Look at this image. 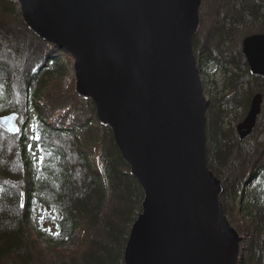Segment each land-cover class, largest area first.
<instances>
[{"label":"water","instance_id":"1","mask_svg":"<svg viewBox=\"0 0 264 264\" xmlns=\"http://www.w3.org/2000/svg\"><path fill=\"white\" fill-rule=\"evenodd\" d=\"M16 2L32 31L75 57L78 94L93 102L144 189L123 264H239L242 236L208 167L209 98L194 50L202 0ZM243 53L264 76V32L247 36ZM261 104L258 94L237 126L241 139ZM19 116L0 115V126L10 132Z\"/></svg>","mask_w":264,"mask_h":264},{"label":"trees","instance_id":"2","mask_svg":"<svg viewBox=\"0 0 264 264\" xmlns=\"http://www.w3.org/2000/svg\"><path fill=\"white\" fill-rule=\"evenodd\" d=\"M246 2L250 9L247 11V16L254 15L255 18L264 19V0H246ZM16 21L18 25L22 23L29 34H35L25 23L14 0H0V34L8 28V23L16 24ZM236 21H238L237 26L242 23ZM250 28L252 27L245 25L240 29L238 34L241 39L244 34L264 32V28L258 30ZM4 37L2 35L0 40ZM40 40L43 42L41 43L42 64L35 69L37 75L34 80L38 82L40 80L38 74H41L43 75L41 81H45V85H42L37 93H32V99L28 91L25 100V106L34 110V113L28 114L27 111L25 115L32 117V125L31 127L29 124L26 125L23 137L13 147L15 134L5 133L0 127V264H123L131 226L138 211L142 210L144 194L141 193V186L132 175L127 161L118 153L115 144L113 145L110 127L101 124L99 127L102 129L101 133H94L97 143L88 144L91 146L89 150H92L90 152H93L94 160L89 161L86 152L88 148L82 144L85 138L75 133L88 125V123L75 124L79 113L71 112L70 117L62 124V128L48 124L54 113L69 102L74 103L78 108L85 103L88 104L87 122H97V120L94 119L96 110L92 101L78 94L76 80L65 90L66 93L71 92L74 99L70 101L68 99L65 103L63 99V103L58 104L57 98L63 93L60 78L67 71L65 63L68 60L74 61L75 58L65 50L67 62L56 59L62 47L48 40ZM212 61L222 66L219 60L215 62L212 59ZM4 71H7L6 67L1 64L0 114L19 109L14 104L12 82L9 81L8 76H5ZM47 102H51L52 106L50 112L42 117L43 107ZM213 107H216L215 104ZM233 109H230L229 115L224 114L223 120L230 118ZM34 126H38L37 131L41 137L37 148L39 146L44 150V153L38 151V157L45 155L42 169L37 159L30 156L27 146L29 130L32 134H36L33 132ZM69 128L71 129L68 130ZM65 135H71L72 139L66 141ZM3 136L9 140L6 141ZM59 144H62L61 147L58 146ZM210 152V147L207 145L208 165L214 173H217L213 163L209 162V157L212 158ZM251 161L253 164L254 160ZM9 170L12 172L9 173ZM243 172L245 178L249 177L248 183L253 187L243 183L244 188H239L233 194L235 205L232 208L241 216L242 213L245 214L244 216L249 219L248 226L251 227L254 237L251 238L252 242L248 241L245 249L242 248L239 262L264 264V161L261 160L255 166L248 163L244 166ZM224 180L227 181L226 178ZM243 191L247 194L242 195ZM229 196L231 197L225 189L222 201L226 204V207L224 206L226 214H229L226 210L227 206H231L227 203L230 200ZM134 200H139L138 205L132 204ZM232 208L228 207L229 210ZM30 219H34L36 229L50 245L39 242L38 235H34L33 229L26 228L25 223ZM257 221V227L252 226L251 223ZM236 225L240 229L244 228L240 222ZM76 230H79L80 237L77 243L70 245ZM254 241L257 244L253 246ZM67 245L70 246L65 247ZM258 248L262 253V259L255 258L252 253L250 257L245 256L248 250L258 254Z\"/></svg>","mask_w":264,"mask_h":264},{"label":"rangeland","instance_id":"3","mask_svg":"<svg viewBox=\"0 0 264 264\" xmlns=\"http://www.w3.org/2000/svg\"><path fill=\"white\" fill-rule=\"evenodd\" d=\"M14 2L17 3L16 0H14ZM202 2V9H200V25L198 32L194 37V50L198 54L197 56H199L198 64L200 63L202 70L201 78L203 81L202 84L205 86L204 90L206 92V97L208 96L207 98L210 97L212 99V104L209 102L210 105L208 104L206 110L208 117L207 145H209L211 150L210 153H212V158L209 157V162L213 163L214 169L217 170V173H214L216 177L223 182V192L227 189L228 195H231V197L229 196L231 203L230 200L227 202L228 205L231 206H227L226 208L229 214H226V211L225 214L232 222L231 224L236 226V229L238 228L237 230L242 236L241 248L245 249L248 246V241L252 242L251 238L254 237V233L250 230L251 227L248 226L249 219L244 216L245 214L242 213L241 216L234 210V208H232L234 207L233 205H235V198L233 197V194L239 188H244L243 183L253 187L250 183H248L247 178L249 177L245 178V174L243 172L244 166L248 163L255 166L261 160L264 161V77L256 76V74L251 72L248 60L243 53V40L249 36V34H244V37L241 39V36L238 33L245 25L248 27L251 26L257 30L263 29L264 19L261 17L255 18L254 15L252 17L247 16V11L250 9L248 8L249 6H247L246 0H202ZM17 6L20 9L19 3H17ZM17 20L19 21L20 19ZM236 20H239L242 23L237 26L238 21ZM18 21H16V24H14V22H10V24L8 23V28L0 34V37L2 35L5 36L0 40V65H5L7 71H4L3 73L5 76H8L9 81L12 82L13 85L12 94L15 101L14 104L19 108L17 111L21 114L19 124L23 125L22 122L25 120L26 125L29 124L31 127L32 117L30 115L28 117L25 115L27 111L28 114L34 113V110L29 108V106H25V100L27 98L26 93L28 91H30L29 97L32 99V93H37L38 89H40L42 85H45V81H41L43 76L41 74H38L40 77L38 82L34 80L37 75L35 69L42 64L41 58L43 57V49L41 43L43 42L40 39L43 38L39 37L36 33V35L29 34L22 23H20V25L17 24ZM219 44L221 47H219ZM61 49L62 50L58 52L55 58L58 60L63 59L65 61L67 59L65 58L66 49ZM213 58L215 62L219 60V63H221L222 66L214 64L212 61ZM74 62L75 61L73 60H68V62L65 63L67 71H65L64 75L60 78L63 93L61 97L57 98L58 104H62L63 99L64 103L68 99L69 101L74 99V95L71 92H65L67 87L74 84V80H76ZM225 63H227V65H225ZM258 94L262 95V104L261 112L257 118L256 127L252 132V134H254L252 137L240 142L237 126L249 113L253 100ZM50 101H52V99ZM213 104H215L216 107L212 108ZM51 106V102H47L45 104L43 107L44 113H42V117L50 112ZM231 108L234 109L230 118H225L223 120L224 114L229 115ZM88 110L89 106L86 103L78 108L77 105L69 102L65 104L62 109H59L54 113V117L48 121V124L54 126L55 128H62V124L65 119L70 117L71 112L79 113L77 118L78 121H75V124L81 125L88 123V125H85L83 129H80L79 131H75V133L81 134L85 138V141H82V144L86 145L85 147L88 148L86 152L87 155H89V161H93L94 155L93 152H90L92 150H89L91 146H88V144L92 145L94 142L97 143L96 134L94 133H101L102 129L99 127L102 123L98 119L96 107L94 119L97 120V122H87L86 118L89 112ZM24 129L25 127L19 132V134L14 135L13 138L15 139L12 142V147L17 145L19 139L23 137ZM70 129L71 128L68 130ZM5 133H7V131H5ZM29 133L27 146H32L31 151L28 149L29 154L33 159H37L33 157V152H35L36 157H38L37 142L31 139L34 134H32L30 130ZM111 134L114 141L113 145L115 144V147L117 148L115 136L112 130ZM71 137V135H65L64 139L69 141L67 139H72ZM3 138L6 141L9 140L6 136H3ZM61 145L59 144L58 146L61 147ZM117 151L121 154L119 149ZM251 160H254L253 164H251ZM209 169L212 171L210 167ZM8 172L11 173L12 171L9 170ZM13 172L15 173L16 171ZM18 176L20 175L18 174ZM225 178L227 181L224 180ZM141 188V193L145 194L144 189ZM239 193H241V191H239ZM243 194L246 195L247 193L243 191L242 195ZM142 199L144 200V195ZM138 203L139 200L132 201L134 206L138 205ZM222 203L223 206L226 207L224 201H222ZM228 207L232 208V210H229ZM141 213L142 210L138 211V214H136L137 216L134 219L135 221ZM33 220L34 219H30L28 223H25V225H27L26 228L29 229L28 227H30L33 229L34 235H38L39 242H42L44 245H50L36 229ZM135 221H133L132 226ZM239 222L240 225L244 227L243 229L237 227L236 224ZM251 224L252 226L257 227L258 221L256 223L252 222ZM79 237V230H76L70 245L77 243ZM262 239L263 237L260 238L261 242H259V248L262 244ZM256 244L257 242L254 241L253 246ZM259 248L258 254H256L255 251L252 252L249 250L248 252L246 251V254H244L245 256L250 257L252 256V253L255 258L262 259V253Z\"/></svg>","mask_w":264,"mask_h":264},{"label":"snow or ice","instance_id":"4","mask_svg":"<svg viewBox=\"0 0 264 264\" xmlns=\"http://www.w3.org/2000/svg\"><path fill=\"white\" fill-rule=\"evenodd\" d=\"M15 118H16V117H15L14 115H13V116H5V117L2 118V120H3V122H8V121L13 120V119H15ZM37 128H38V126H34V127H33V132L36 133V134L33 135V136L31 137V139L34 140L35 142H37V144L39 145V141L41 140V137H40V135L38 134ZM9 131H10V132H14V133H19V132H20V129H19L18 127H15V126H14V127L10 128ZM28 148H29L30 151L32 150V146H31V145H28ZM37 151H39V152H41V153H44L43 148H42V147H39V146H38V148H37ZM33 157H34V158H37L35 152H33ZM37 162H38V164L40 165V167H41V169H42V168H43V165H44V163H45V155H44V154L40 155V156L37 158ZM21 207H23V205H21Z\"/></svg>","mask_w":264,"mask_h":264},{"label":"flooded vegetation","instance_id":"5","mask_svg":"<svg viewBox=\"0 0 264 264\" xmlns=\"http://www.w3.org/2000/svg\"><path fill=\"white\" fill-rule=\"evenodd\" d=\"M219 47H221V45L219 44ZM219 52V51H218ZM214 60V58H213ZM257 76V75H256ZM262 77V76H261ZM208 97V96H207ZM209 102L211 103L212 102V99L209 97ZM210 105V104H209Z\"/></svg>","mask_w":264,"mask_h":264},{"label":"bare ground","instance_id":"6","mask_svg":"<svg viewBox=\"0 0 264 264\" xmlns=\"http://www.w3.org/2000/svg\"><path fill=\"white\" fill-rule=\"evenodd\" d=\"M202 3H203V2H202ZM202 5H203V4H201V7H202ZM201 7H200V9H201ZM33 32H34V31H33ZM34 33H35V32H34ZM44 40H45V39H44ZM201 80H202V78H201ZM206 117H207V115H206ZM242 251H243V250L241 249V253H242ZM239 264H240V262H239Z\"/></svg>","mask_w":264,"mask_h":264}]
</instances>
